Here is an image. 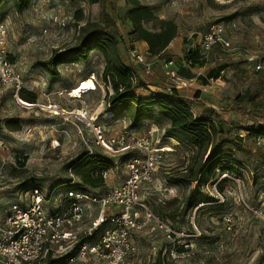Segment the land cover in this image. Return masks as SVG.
<instances>
[{"label":"rangeland","instance_id":"1","mask_svg":"<svg viewBox=\"0 0 264 264\" xmlns=\"http://www.w3.org/2000/svg\"><path fill=\"white\" fill-rule=\"evenodd\" d=\"M141 2L158 18L171 20L179 28L177 37L164 52L157 56L146 55L154 69L148 81L161 88H142L136 91L137 94L147 97L151 91H162V87H176L191 97L195 90L202 93L204 81L208 83L204 85L208 96H201L204 103L196 102L194 112L213 117L221 115L230 128L225 137L228 141L241 131L247 132L245 117L237 107L251 113L255 109L252 117L261 119L264 116V70L254 71L256 61L264 60V0ZM127 13L126 0H100L97 4L79 0H31L23 13H17L11 4L0 5V23H4L9 31L8 51L25 80L23 95L36 96V103H33L21 95L29 105L25 106L13 97L10 87L0 84V205L7 206L12 202L25 205L31 186L40 185L49 194L72 178L70 163L86 152V142L93 140L88 121L78 118L77 110L87 109L108 135H117L129 128L127 119L116 120L105 113L106 89L101 77L104 59L99 52L91 53L88 61L64 63L57 69L49 64L53 54L64 53L77 43L84 25L103 23L106 15L114 16L116 25L108 30L119 38L121 54L133 64ZM79 16H82L81 20ZM56 17L61 18L65 26L56 24L53 21ZM220 22L226 26L231 48L217 46L205 57H200L202 67L194 69V73L203 78H194L187 86L179 85L177 77L168 73L171 69L165 68L166 61L174 57L179 67L185 52L199 48L203 33ZM146 27L154 30L152 23ZM137 45L147 50L143 43ZM251 57L255 60H250ZM223 68L230 69L227 75L214 85L207 82L208 72L219 73ZM177 75L183 78L180 72ZM85 80H92L96 90L83 94L82 98L70 96L72 90ZM199 86L202 90L197 88ZM55 105L59 109L56 110ZM12 118L19 121V130L11 131L5 127V121ZM152 124L165 129L170 122L162 118L147 120L134 133L149 135L156 145L172 146L175 151L169 152L158 166L153 182L141 189L140 197L179 236L168 238L161 231L151 235L134 233L138 252L126 264H264V224L251 211L261 208L264 203V147L257 146L249 135L243 140L241 149L231 143L224 145L223 150L232 153L241 163V176L230 175L220 183L217 190L221 198L213 190L222 180L219 174L216 175L202 188L201 194L196 195L200 203L191 207L187 196L195 182L180 185L172 181L185 175L188 166H196L200 157L193 147L176 146L177 140L166 137L163 132L148 134L151 129H157ZM126 160L122 158L113 171L115 176L112 182L108 181V189L127 178ZM20 162L24 166H20ZM54 206L52 202L46 204L48 209ZM91 220L86 217L81 226L87 227ZM184 244L188 245L186 253L173 258L169 251L174 248L179 251ZM89 261L105 264L93 257ZM74 264L85 263L78 260Z\"/></svg>","mask_w":264,"mask_h":264},{"label":"built area","instance_id":"2","mask_svg":"<svg viewBox=\"0 0 264 264\" xmlns=\"http://www.w3.org/2000/svg\"><path fill=\"white\" fill-rule=\"evenodd\" d=\"M53 21L65 26L61 18H53ZM226 30L222 22L209 27L200 38L199 55L205 57L217 46L231 48ZM8 35V27L0 23V84L10 87L13 97L21 102V93L25 90L26 84L8 51ZM130 55L135 64L141 67L140 75L148 81L154 69L146 56L147 50L144 51L136 45L130 51ZM250 60H255V57H251ZM177 62L176 58L171 57L166 61L165 68L171 69L168 73L177 77L179 85H190L194 79L179 77ZM256 62L254 71L259 73L264 70V60ZM182 63L186 67L191 65L190 62ZM229 70V68L220 70L219 77L212 78L211 84H216L219 78L229 73ZM54 108L59 109L56 105ZM75 115L88 121L90 126L93 140L90 143L86 142L87 151L99 152L112 159L116 168L122 158H127L125 163L127 178L102 194L58 186L46 194L41 187L35 186L27 192L25 205L17 202L7 206L0 205V264H37L48 257L59 259L65 256L68 257L66 264H74L78 260L85 264H96L89 261L90 257L105 264H126L138 252L133 240L134 233L161 231L168 238L179 236L140 197L141 189L153 182L156 169L169 152L175 151V148L156 145L149 135H137L129 128L123 133L108 135L105 128L95 117L90 116L87 109H79ZM158 131V128L151 129L148 134L152 135ZM248 135V132L244 131L238 134L242 140ZM255 143L259 147H264V137L256 138ZM175 145L178 146L180 143L176 141ZM110 172H105L104 178L108 179ZM217 173H220L219 170ZM70 175L75 179L72 172ZM225 178H230V175L222 174L221 179ZM235 181L239 183V180ZM262 184L264 185V176ZM213 190L222 198L217 185ZM51 202L55 206L48 209L46 204ZM251 211L264 224V203L261 208H252ZM91 214L94 216L90 217ZM86 217L92 220L87 227H82L81 224ZM193 225L197 228L194 221ZM100 228L102 232L99 238L94 239L96 231ZM182 246L185 248L183 252L174 248L169 251L170 255L173 258L184 255L188 245L180 247Z\"/></svg>","mask_w":264,"mask_h":264},{"label":"trees","instance_id":"3","mask_svg":"<svg viewBox=\"0 0 264 264\" xmlns=\"http://www.w3.org/2000/svg\"><path fill=\"white\" fill-rule=\"evenodd\" d=\"M30 1L0 0V5L11 4L17 13H23L29 7ZM79 1H86L90 4L100 2V0ZM126 5L128 7L127 18L131 25V50L138 43H144L147 45L149 56L160 55L177 37L178 25L171 20L158 18L154 11L141 0H126ZM78 18L81 20L82 16ZM149 23H152L154 30L146 27ZM115 25L116 21L113 15H106V20L103 23H87L82 27L77 43L64 53L53 54V57L49 59V64L57 69L64 63L88 61L91 53L99 52L104 59L101 77L106 89L105 113L111 114L116 120L127 119L131 130L141 129L143 122L147 120L157 121L158 118L168 120L170 124L164 130L165 136L177 140L180 145L191 146L196 150V155L200 157L198 164L188 166L185 175L172 181V183L176 182L180 185H191L195 182L196 185L187 196L189 206H195L200 203L196 195H200L202 188L216 175L241 176L243 169L241 163L232 153L224 151L223 146L231 143L241 149L243 140L238 135L231 141L225 139L230 128L226 126L221 115L213 117L212 115H198L194 112V103L201 100V91L199 90H195V94L191 97L176 87H162V91H151L147 97L137 94L138 89H148L151 86L161 88V86L143 79L139 73L141 69L136 67L135 62L133 61L132 64L130 61H126L119 49V38L108 30ZM200 57L198 48L185 52L180 66L177 67V72H180L186 79H202V75L194 73V69L202 67L203 63ZM182 62H190L191 65L186 67ZM218 77L219 73L213 70L208 72L205 79L208 82L212 78ZM202 84L208 85L204 81ZM21 95L24 96L23 92ZM24 98L36 103L35 95L24 96ZM237 109L245 117V128L249 136L254 139L264 137V116H261V119L252 117L251 114L255 113V109L252 110L253 113L243 107H237ZM20 126L16 119L5 121V127L11 131L19 130ZM20 166H24V163L20 162ZM115 169L116 164L112 159L99 152L89 153L86 151L69 165V170L74 174L75 179L71 178L58 187L102 194L108 190V179L104 178V173ZM217 170L220 173H217ZM227 179H222L217 184V188ZM35 186L40 187V185L31 187ZM220 190L223 191L221 187ZM198 211L199 209L196 212ZM101 232L102 228L96 231L94 239L99 238ZM184 250L181 247L179 251L183 252ZM67 259L66 256L59 259L48 257L45 261L37 264H66Z\"/></svg>","mask_w":264,"mask_h":264},{"label":"bare ground","instance_id":"4","mask_svg":"<svg viewBox=\"0 0 264 264\" xmlns=\"http://www.w3.org/2000/svg\"><path fill=\"white\" fill-rule=\"evenodd\" d=\"M93 90H96V85L94 84V82L92 80H85L81 82L79 86L73 89V91L71 92V95L77 98H81L83 94L89 93ZM20 103L25 106H29L23 100H21Z\"/></svg>","mask_w":264,"mask_h":264},{"label":"crops","instance_id":"5","mask_svg":"<svg viewBox=\"0 0 264 264\" xmlns=\"http://www.w3.org/2000/svg\"><path fill=\"white\" fill-rule=\"evenodd\" d=\"M143 45H145L146 47H147V45L146 44H144L143 43ZM198 89H200V90H202L201 89V87L199 86V87H197ZM205 87H204V85H203V90H202V93H201V96L203 97V96H208L206 93H205ZM200 101H202L203 103H204V101L203 100H200ZM195 104V103H194ZM154 127H156V128H158L159 129V131H158V134L157 135H159L161 132H163L164 133V130L166 129H163V128H160V127H157L156 126V124H152ZM114 176L115 175H113V171L110 173V175H109V178H108V181H111L112 182V180H113V178H114ZM125 178V177H124ZM109 187H112V185L111 186H109ZM142 199V198H141ZM88 218V217H87ZM144 233H146V234H152V233H154V232H149V231H145Z\"/></svg>","mask_w":264,"mask_h":264}]
</instances>
